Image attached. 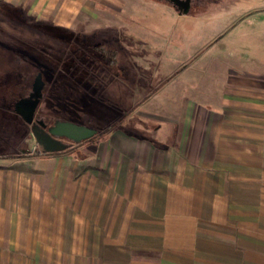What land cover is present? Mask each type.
I'll list each match as a JSON object with an SVG mask.
<instances>
[{
  "label": "crops",
  "instance_id": "obj_1",
  "mask_svg": "<svg viewBox=\"0 0 264 264\" xmlns=\"http://www.w3.org/2000/svg\"><path fill=\"white\" fill-rule=\"evenodd\" d=\"M104 3L124 2L0 0V43L18 30L94 32ZM229 26L212 45L234 29L242 49L207 55L183 92H157L139 127L0 153V264H264V8ZM14 92L0 88V120L24 119L30 97Z\"/></svg>",
  "mask_w": 264,
  "mask_h": 264
},
{
  "label": "rangeland",
  "instance_id": "obj_2",
  "mask_svg": "<svg viewBox=\"0 0 264 264\" xmlns=\"http://www.w3.org/2000/svg\"><path fill=\"white\" fill-rule=\"evenodd\" d=\"M122 1L121 8L104 3L94 15L99 17V27L93 32L90 26L89 34L86 29L83 35L75 28L53 26L33 33L18 30L14 34L20 41L0 43V88L20 89L13 93L14 101L35 92L37 76H44L47 85L43 97L40 89L31 124L15 117L0 120V153L41 155L44 143L58 148L64 137L54 131L64 123L98 129L96 141L117 127L131 130L132 125L126 124L130 118L139 127L138 122L157 115L155 108L143 107L154 102L157 92L166 87L167 92H183L189 81L196 82L202 74L207 55L234 56L237 47L242 49L236 45L234 29L222 44L212 45L220 26H234L243 13L264 8V0H200L188 15L180 16L165 1ZM250 43L247 39L244 46L252 48ZM97 45L109 51L107 57L94 50ZM11 55L18 56L17 61L3 60ZM111 55L114 61L110 62ZM85 90L93 101H80ZM66 100H79V106L87 108L69 113ZM64 102L67 106L61 113ZM13 110L16 114L17 108Z\"/></svg>",
  "mask_w": 264,
  "mask_h": 264
},
{
  "label": "water",
  "instance_id": "obj_3",
  "mask_svg": "<svg viewBox=\"0 0 264 264\" xmlns=\"http://www.w3.org/2000/svg\"><path fill=\"white\" fill-rule=\"evenodd\" d=\"M169 1H170L169 3L173 6V8H175L178 11V14L180 16H186L190 13L191 10L190 0L187 1L169 0ZM37 93L40 94V89L37 90ZM39 98L40 96L37 95V99L35 101V104L33 105L32 112L28 116V118L26 117L27 112L23 114L24 120L28 124H31L33 122L34 115L39 104ZM54 132L57 133V135H67L76 141L88 140L96 134V131L91 128L85 126H78L71 123H64L60 125Z\"/></svg>",
  "mask_w": 264,
  "mask_h": 264
},
{
  "label": "trees",
  "instance_id": "obj_4",
  "mask_svg": "<svg viewBox=\"0 0 264 264\" xmlns=\"http://www.w3.org/2000/svg\"><path fill=\"white\" fill-rule=\"evenodd\" d=\"M94 50H96V51H98L99 52V54L103 57V58H105V57H107L108 56V54H109V51L108 50H105V48H103L102 46H100V45H97L96 47H94ZM107 55V56H106ZM112 56V55H111ZM114 56H112V57H110V62L111 61H114V58H113ZM61 76V75H60ZM58 77V74L52 79V81H50V83L52 84V82L55 80V78H57ZM62 77V76H61ZM44 76H37V80H35V82L34 83H37V85H40L41 86V89H42V93H41V97H43V94H44V91L47 89L46 87H47V85H46V83L44 82ZM36 85V84H35ZM72 90V89H71ZM90 92H89V90H87V92H86V90H85V92H84V94H83V98H80V101H83V102H86V103H88L89 101H93L94 100V97L92 98V96H90V94H89ZM25 96V95H24ZM23 96V97H24ZM41 97H40V99H41ZM60 99V98H59ZM61 100V99H60ZM80 101L78 100V102L76 101V100H66V102L67 103H69L70 105H69V108L71 109L70 111H69V113H75V112H77V111H82V109H85V108H87V107H80L79 105H80ZM57 102H59V101H57ZM66 102H64L65 103V105H64V107H60V111H61V113H64L63 111H65V109H66V106H67V103ZM74 105V106H72V105ZM82 108V109H81ZM66 113V112H65ZM85 113V112H84ZM89 128H91V129H93V130H95L96 131V134L92 137V138H90V139H88L87 141H96L97 140V138L100 136V131L98 130V129H95L94 127H89Z\"/></svg>",
  "mask_w": 264,
  "mask_h": 264
},
{
  "label": "flooded vegetation",
  "instance_id": "obj_5",
  "mask_svg": "<svg viewBox=\"0 0 264 264\" xmlns=\"http://www.w3.org/2000/svg\"><path fill=\"white\" fill-rule=\"evenodd\" d=\"M160 1H163V2L165 1V2H168V3L170 2L169 0H160ZM182 1H187V0H182ZM197 1H200V0H190V2H191V7L190 8L191 9L194 7L195 2H197ZM39 89H41V86L40 85H35V88H34L35 92L30 96L29 100L25 102L26 105H23L21 107V112H23V113L27 112V114H26L27 118L32 112V108H33V105L35 104V101L37 99V95H39L37 93V90H39Z\"/></svg>",
  "mask_w": 264,
  "mask_h": 264
}]
</instances>
